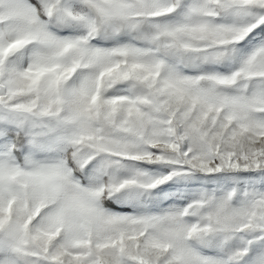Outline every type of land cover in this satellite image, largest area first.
Instances as JSON below:
<instances>
[{
	"label": "snow or ice",
	"instance_id": "snow-or-ice-1",
	"mask_svg": "<svg viewBox=\"0 0 264 264\" xmlns=\"http://www.w3.org/2000/svg\"><path fill=\"white\" fill-rule=\"evenodd\" d=\"M0 264H264V0H0Z\"/></svg>",
	"mask_w": 264,
	"mask_h": 264
}]
</instances>
